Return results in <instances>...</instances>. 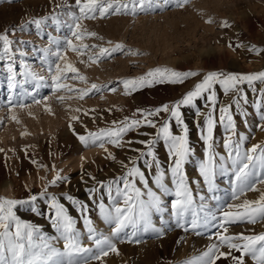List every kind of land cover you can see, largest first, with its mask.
Here are the masks:
<instances>
[{
    "label": "rangeland",
    "instance_id": "374dc122",
    "mask_svg": "<svg viewBox=\"0 0 264 264\" xmlns=\"http://www.w3.org/2000/svg\"><path fill=\"white\" fill-rule=\"evenodd\" d=\"M62 4L67 6L57 7ZM74 4L75 0H12L11 3L0 0V35L7 33L13 41L17 81L24 79L20 75L24 71L21 66L23 62L32 72L44 76L47 83H51L42 50L49 48L55 51L56 46L49 44L48 35L63 41L69 35L68 29L62 26L57 30L51 20L37 29L29 21L53 14H58L62 22L68 21L66 13L76 10ZM209 20L212 22L208 23ZM225 21L231 26L222 27ZM82 25L88 32L97 34L96 37H86L82 43L108 48L117 43L125 46L124 52L114 53L112 57L96 64L88 61L87 55L81 57L72 51L66 53L68 62L79 69L87 82L69 79L65 83L75 89H86L93 83L106 86L102 92H93L80 99L75 91L54 92L48 86L36 89L35 81L29 80L23 89L29 92L35 89L38 93L36 98L41 103H33L29 97L24 100L27 107H12L8 97L16 95L18 100L22 89L18 85L14 92L9 90V61L0 59V198L29 200L32 195H36V201L17 205L14 211L22 220L39 226L46 236L53 239L59 234L51 226L48 204L52 196L57 197L76 221L75 227L81 234V242L93 247L92 241L88 239L84 214L67 197L72 196L87 204L86 215L97 233L111 237L114 225L107 223L100 215L99 203L102 200L106 207L111 208L113 201L108 196L107 188L101 189L99 184L102 182L107 185L121 177L125 172L121 162L130 167L129 161L139 155L135 150L146 151L145 146L138 141L154 138L156 129L142 126L130 131L124 137L122 148L106 143L105 147L116 157L115 160L108 158V153L99 146H85L78 137L113 127V121H123L125 117L140 119L137 110L148 111L164 104L172 105L193 90L195 84L201 82L209 72L251 74L264 71V52L257 54L250 50L253 46L264 49V0H190L184 8H177L174 4L165 5L164 0H151L148 12L89 19L82 21ZM2 49L3 42L0 41V55ZM128 49L141 54L129 55ZM157 68L194 71L198 75L189 77L183 83H154L131 94L124 93L120 81L145 76ZM111 87L117 90L109 91ZM242 87L247 102L241 99L239 108L233 104L231 114L236 125L233 139L246 137L241 145V150L246 151L254 144L264 145V119H261L264 115V97L261 96L264 83L255 82V90L247 84ZM215 90L218 103L214 114L217 124L213 135L216 156L213 191H209L199 170L200 164L206 159V145L200 138L204 116H198L197 109L205 114L209 111L207 94L197 100L195 107L182 106L181 112L189 128V144L193 150L184 172L196 208L199 211L203 205L204 211L214 213L219 219L221 210L229 204L257 200L260 192H264V185L257 184L260 191H247L243 195L237 193L239 199H233L235 171L228 149L224 147V141L231 133L219 122V107L231 104L237 97L234 93L225 94L219 85H215ZM61 96L64 97L63 101L58 99ZM258 104L260 107H257ZM13 116L15 119H12ZM74 116L79 119L73 120ZM153 119L160 125L169 119V114L161 113ZM172 125L174 133L179 134L180 129L174 121ZM129 140L133 143L128 144ZM154 151L166 172L164 183L169 188L168 193L162 194L155 184V166L149 168L145 163V160L151 161V157L137 160V166L145 172L148 187L161 195L164 201L166 211L154 212L152 222L155 227L163 228L165 235L158 238L153 232H140L133 242H129L127 235L122 233L119 238H113L119 254L109 253L102 261H92L91 264H187L214 242L216 231H221L212 227L202 228L198 230L201 235H196L191 229L185 231L176 227L171 212V201L175 199L169 171L172 160L162 141L156 144ZM221 165L227 170H222ZM58 172L67 179L52 184ZM116 186L113 183V197L123 206L121 198L115 197ZM119 186H123L122 181ZM137 186L145 193L146 199L147 189L139 182ZM93 188L97 191L90 193L89 189ZM130 231L127 229L126 233ZM261 232H264V222H238L229 226L228 234L250 235ZM136 239L141 242L135 243ZM63 243L62 239H53L54 246L61 250ZM217 264H231V260L221 259ZM246 264H252L250 257L246 258Z\"/></svg>",
    "mask_w": 264,
    "mask_h": 264
},
{
    "label": "snow or ice",
    "instance_id": "6c2138e0",
    "mask_svg": "<svg viewBox=\"0 0 264 264\" xmlns=\"http://www.w3.org/2000/svg\"><path fill=\"white\" fill-rule=\"evenodd\" d=\"M8 2L11 3L12 0H8ZM189 2L190 0H164L165 5L174 4L177 8H184ZM66 6V4L57 5L58 8ZM74 7L76 10L66 13L68 21L62 22L58 14L29 21V23L35 24L37 29H40L41 25L47 20H51L56 25L57 30L62 26H66L68 29L69 35L64 37L63 41L51 34L48 35L49 44L56 46L55 51H51L49 48L42 50L44 52L43 59L47 64L51 80L50 84L47 83L44 76L32 72L23 62H21V66L24 71L20 75L24 79L17 81L13 59V41L8 38L7 33L0 35V41L3 42L0 59L9 61L7 64L9 90L14 92L18 85L22 89L18 100L16 95L8 97V103L12 107H27L28 105L24 103V100L29 97H31L33 103H41V100L36 98L38 93L35 89L31 92L23 89V85L28 83L29 80L35 81L36 89L48 86L54 92L62 90L75 91L79 94L80 99L89 96L93 92H102L106 86L93 83L89 88L75 89L65 83L69 79L87 82V78L80 74L79 69L68 62L66 53L72 51L81 57L87 55L88 61L96 64L112 57L114 53L124 52L125 46L117 43L108 48L82 43L86 37H96L97 35L95 32L85 30L82 21L148 12L151 9V0H75ZM207 22L211 23L212 21L209 20ZM230 26L227 21L222 24V27L225 28ZM21 30H23V26ZM109 43L111 42L109 41ZM250 50L257 52V54L264 52V49H257L255 46ZM20 54L24 55V53ZM127 54L139 55L141 53L128 49ZM52 57L55 59H51ZM81 62L83 63L84 61L81 60ZM197 75L198 73L194 71L157 68L148 72L145 76L135 79H124L120 83H122L124 93L127 95L154 83H183L189 77ZM257 81L264 83V71L251 74L209 72L203 76L201 82L195 84L193 90L188 91L179 101L172 105L164 104L148 111L137 110L141 117L140 119L125 117L123 121H113V127L103 128L98 132H88L86 136L80 135L78 138L85 146H99L108 153V158L115 160L116 157L108 152L105 147L106 143L122 148L125 144L124 137L130 131L142 126L156 129L154 138L138 141L145 146L146 151L136 149L135 151L139 155L136 159L129 161L130 167L128 164L121 162L122 167L125 169L121 177H118L116 181L109 182L107 185L102 182L99 184L101 189L107 188L108 196L113 201L111 208L106 207L102 200L99 203L100 215L107 223L114 225L111 229V237L97 233L92 226L91 219L86 215L87 204L74 199L72 196H68L67 200L77 206L84 214V223L88 229V239L93 243V247L85 246L81 242V234L76 229V221L69 215L68 208L60 203L57 197L52 196L48 204L51 209L49 218L51 226L59 234L58 237L53 239H62L64 242L63 250H61L54 246L53 239L46 236L39 226L22 220L14 211L17 205L36 201V195H32L29 200L0 198V264H91L92 261H102L109 253L119 254L113 238H119L122 233L127 235L129 242H133V238L140 232H153L158 238L163 237L165 231L163 228L155 227L152 222V214L166 211L164 201L161 199V195H158L148 187L149 181L145 172L137 166V160L151 157V161L145 160V163L148 164L149 168L153 166L156 168V186L162 194L169 192L168 186L164 183L166 172L161 167L154 151L156 144L160 141L167 146L168 156L172 160L169 171L171 172V180L175 188V199L171 201V212L172 216L175 217L176 227L185 231L191 229L196 235H201L198 230L202 228L212 227L221 230L214 233V242L210 243L199 256L189 260L187 264H217L221 259H230L231 264H246V258L249 257L252 264H264V232L250 235L244 233L228 234L231 224L238 222L250 224L264 222V192H260L257 200H244L240 204H229L226 209L221 210L219 219L214 213L204 211L203 205L198 211L184 172V166L192 155L193 150L189 144V128L181 112L182 106L195 107L197 100L207 94L206 101L209 111L205 114L197 109V115L204 116L200 138L206 145V159L200 164L199 170L200 175L203 176L208 184L209 191H213L215 188L213 177L216 174L213 135L217 124L214 114L217 111L218 103L215 85H219L225 94L234 93L237 99H234L231 104L219 107V122L231 133L224 141V147L228 149L229 159L232 161L235 171L233 199H239V195H243L247 191H260L257 188V184L264 185V145L254 144L246 151H242L241 145L246 137L240 136L239 140L233 139L236 136V125L231 114L233 104L239 108L241 99L245 103L247 102V96L244 94L242 86L247 84L255 90L254 83ZM108 90L115 92L117 89L116 87H111ZM261 96L264 97V89H261ZM44 99L46 100L47 98L45 97ZM58 99L63 101L64 97L61 96ZM14 100L16 103H13ZM257 107H260V105L258 104ZM48 110L50 111V109ZM161 113L169 114V119L158 125L153 117H158ZM12 119H15V117L13 116ZM72 119L77 120L79 118L74 116ZM261 119H264V115L261 116ZM172 121L180 129L179 134L174 133ZM127 143L131 144L133 141L129 140ZM220 159L223 160L224 157H220ZM33 162L35 163V161ZM221 169L227 170L224 169L223 165H221ZM66 179L58 172L51 183L56 184L58 181ZM92 179H95V177H92ZM121 181L122 187L119 186ZM138 182L147 189L146 199L144 198L145 193L137 186ZM113 183L117 184L115 197L121 198L123 206L117 203V200L113 197ZM96 191L97 189L95 188L89 189L90 193H95ZM41 195H44V193H41ZM201 199L203 200V197ZM33 211L35 212L36 209L33 208ZM127 229H131L130 233H126ZM134 242L140 243L141 241L136 239ZM224 249L227 250L225 251Z\"/></svg>",
    "mask_w": 264,
    "mask_h": 264
}]
</instances>
